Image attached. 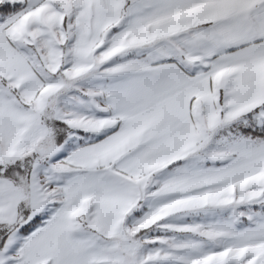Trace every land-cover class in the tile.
<instances>
[{"label":"snow or ice","instance_id":"1","mask_svg":"<svg viewBox=\"0 0 264 264\" xmlns=\"http://www.w3.org/2000/svg\"><path fill=\"white\" fill-rule=\"evenodd\" d=\"M0 264H264V0H0Z\"/></svg>","mask_w":264,"mask_h":264}]
</instances>
